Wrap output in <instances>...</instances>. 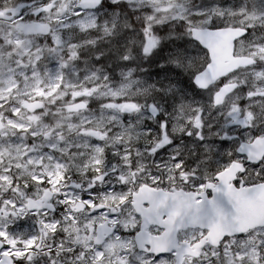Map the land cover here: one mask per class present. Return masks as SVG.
<instances>
[{
  "label": "snow or ice",
  "instance_id": "obj_1",
  "mask_svg": "<svg viewBox=\"0 0 264 264\" xmlns=\"http://www.w3.org/2000/svg\"><path fill=\"white\" fill-rule=\"evenodd\" d=\"M0 264H264V0H0Z\"/></svg>",
  "mask_w": 264,
  "mask_h": 264
}]
</instances>
